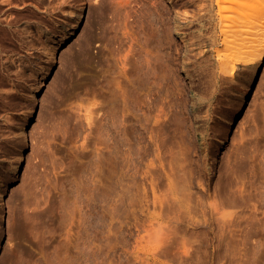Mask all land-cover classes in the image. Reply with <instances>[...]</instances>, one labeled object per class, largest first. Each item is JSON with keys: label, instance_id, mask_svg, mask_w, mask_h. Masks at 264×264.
Returning <instances> with one entry per match:
<instances>
[{"label": "rangeland", "instance_id": "374dc122", "mask_svg": "<svg viewBox=\"0 0 264 264\" xmlns=\"http://www.w3.org/2000/svg\"><path fill=\"white\" fill-rule=\"evenodd\" d=\"M223 3L0 0V264H264V64Z\"/></svg>", "mask_w": 264, "mask_h": 264}, {"label": "bare ground", "instance_id": "6f19581e", "mask_svg": "<svg viewBox=\"0 0 264 264\" xmlns=\"http://www.w3.org/2000/svg\"><path fill=\"white\" fill-rule=\"evenodd\" d=\"M79 1L82 3V0ZM223 2L221 8L227 49L234 47L235 52L242 53L245 63H254L249 72L250 88H253L264 64V0H223ZM83 17V11H80L77 14L75 28L80 26ZM73 31L62 33L59 37H53L54 35L48 33L47 36L51 43L49 55L54 54L53 50L61 47ZM228 56H226L227 60H229ZM249 97L248 92L242 104L247 102ZM233 126L234 118L232 117L228 120V127L230 129ZM4 216V209L0 208V228L5 226Z\"/></svg>", "mask_w": 264, "mask_h": 264}]
</instances>
